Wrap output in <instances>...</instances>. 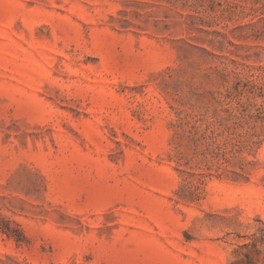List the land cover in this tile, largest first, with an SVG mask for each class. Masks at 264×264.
<instances>
[{"label": "rangeland", "instance_id": "1", "mask_svg": "<svg viewBox=\"0 0 264 264\" xmlns=\"http://www.w3.org/2000/svg\"><path fill=\"white\" fill-rule=\"evenodd\" d=\"M264 0H0V264H264Z\"/></svg>", "mask_w": 264, "mask_h": 264}, {"label": "trees", "instance_id": "2", "mask_svg": "<svg viewBox=\"0 0 264 264\" xmlns=\"http://www.w3.org/2000/svg\"><path fill=\"white\" fill-rule=\"evenodd\" d=\"M261 119H264V117H261Z\"/></svg>", "mask_w": 264, "mask_h": 264}]
</instances>
